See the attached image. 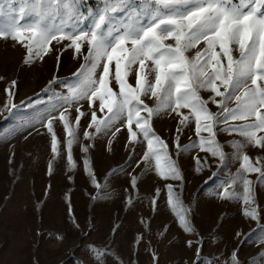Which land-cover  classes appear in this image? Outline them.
<instances>
[{
	"label": "snow or ice",
	"instance_id": "snow-or-ice-1",
	"mask_svg": "<svg viewBox=\"0 0 264 264\" xmlns=\"http://www.w3.org/2000/svg\"><path fill=\"white\" fill-rule=\"evenodd\" d=\"M0 40L21 45L26 50L22 61L26 66L37 59L42 61L49 53L62 54L69 49L73 58H83L70 78L53 75L41 90L46 100L40 96L34 102L29 99L30 116L20 114L25 101L20 105L13 102L17 81H11L5 89V108L17 118L13 136L26 132L23 138L27 139L33 131L39 134V127L46 128L55 159L61 152L56 129L62 125L68 166L76 168L73 146L80 144L85 153L83 167L91 184L98 190L106 188L125 168L114 169L103 185L92 172L88 155L92 144H82L80 140L81 117L86 116L81 110L82 102L86 101L90 112L87 129L94 131L83 130L84 139L94 141L109 135L114 138L120 131L117 124L124 121L129 144L146 142L142 171H150L154 162L160 178L182 182L179 160L173 159L168 144L152 126L154 117L175 113V118H179L177 157L194 149L210 154L219 161L213 177L220 170H227L234 157L240 161V171L225 180L217 194L220 199L242 201L243 216L258 225L245 238L254 237V243H264V216L257 211L255 182L248 178L249 174H257L256 182L264 185V158L253 162L244 152L247 146L264 150V136L258 135L264 133V0H101L95 8L89 0H0ZM85 48L86 53L82 51ZM192 49L195 54L187 55ZM234 51L238 56L233 55ZM55 58L59 70L60 55ZM130 75H134V84ZM56 87L66 92H57ZM202 91L209 93L206 99ZM144 98L154 99L155 103L149 106ZM211 105L216 106V111ZM97 111L103 114L99 118ZM191 121L197 139L181 145V134ZM222 133L243 139L222 143L218 140ZM0 142L6 141L0 138ZM112 142L108 141L109 151ZM225 146L233 151L225 152ZM194 159L197 172L208 163L207 155ZM137 180V176H132L133 188ZM238 184L242 192L236 190ZM165 187L168 205L174 211L180 209L177 214L183 231L194 233L191 207L184 205L172 183ZM156 191L159 195V189ZM152 204L155 207V199ZM192 243L187 241L189 247ZM196 243L193 264H245L238 249L227 258L221 255L205 260L203 239ZM90 251L94 264H108L113 255L107 245L92 246ZM154 259L158 260L155 254ZM257 259L264 264V250L248 264H257Z\"/></svg>",
	"mask_w": 264,
	"mask_h": 264
},
{
	"label": "rangeland",
	"instance_id": "rangeland-1",
	"mask_svg": "<svg viewBox=\"0 0 264 264\" xmlns=\"http://www.w3.org/2000/svg\"><path fill=\"white\" fill-rule=\"evenodd\" d=\"M100 2L89 0L93 8ZM53 46L58 47L55 42ZM82 51L86 53V48ZM195 51L192 49L187 55L193 56ZM25 53L26 50L14 41L0 40V77L4 78L0 79V138L6 141L0 142V264H94L90 248L105 245L113 253L108 264H193L196 241L200 238L203 239L202 257L205 260L221 255L227 258L238 249L240 260L248 264L264 250V243H254V237L245 238V234L258 225L243 216L242 201L220 199L217 194V188L240 171V161L234 157L227 170H220L219 175L213 177L219 161L210 154L194 149L177 157L175 137L179 118H175V113L154 117L152 126L168 144L173 159L179 160L184 176L182 182L160 178L154 162L150 171H142L146 142L135 146L129 144L124 121L117 124L120 131L114 138L109 135L94 141L84 139L83 130L90 122L86 101L82 102L81 110L86 116L81 117L80 140L82 144H92L88 154L92 172L103 185L105 177L114 169L125 168V172L111 179L106 188L98 190L91 184L83 167L85 153L80 144L73 146L76 168L68 166L62 125L56 129L61 152L55 159L46 128L39 127V134L33 131L27 139L23 138L26 132L13 136L11 132L17 118L10 116L5 108L8 100L5 89L11 81H17L13 102L20 105L25 101L20 114L30 116L29 99L34 102L40 96L46 100L41 90L53 75L70 78L83 62L82 57L73 58L69 49L62 54L49 53L42 61L37 59L31 66H26L22 63ZM56 54L60 55L59 70ZM233 55L238 56V52L234 51ZM129 79L134 84V75ZM114 90L118 91V88ZM55 91L66 92V89L56 87ZM201 95L206 99L209 93L202 91ZM144 99L149 106L155 103L154 99ZM210 107L216 111L215 105ZM182 111L187 114V109ZM72 115H76L74 109ZM102 115L97 111L98 118ZM258 135L264 136V133ZM110 139L113 141L111 151L108 150ZM196 139L195 124L191 121L181 134L180 144L187 145ZM242 139L224 133L218 136L222 143ZM224 150L233 151L228 146ZM244 152L253 162L264 158V150L254 146H247ZM197 155H207L208 159L200 172L196 170L194 159ZM132 176L138 177L135 188L131 185ZM248 178L255 182L257 211L264 216V185L256 182L257 174H249ZM166 183H172L184 205L191 207L194 233L183 231L177 214L180 209L174 211L168 205ZM235 188L242 192L239 184ZM153 199L156 200L155 207ZM38 231L40 235H37ZM238 231L240 236L236 235ZM189 240L193 242L191 247L187 245ZM154 254L158 260L154 259ZM257 264H260L258 259Z\"/></svg>",
	"mask_w": 264,
	"mask_h": 264
}]
</instances>
